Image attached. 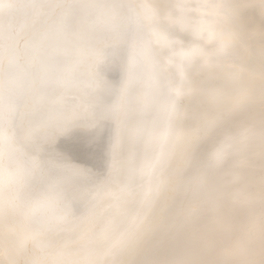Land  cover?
Returning a JSON list of instances; mask_svg holds the SVG:
<instances>
[{
    "label": "bare ground",
    "instance_id": "bare-ground-1",
    "mask_svg": "<svg viewBox=\"0 0 264 264\" xmlns=\"http://www.w3.org/2000/svg\"><path fill=\"white\" fill-rule=\"evenodd\" d=\"M9 0H4L8 3ZM27 4H123L115 35L110 33L113 22L111 9L90 8L85 14L80 8H56L53 17H60L66 25L78 22L62 35L52 34L47 41H37L27 52L20 41L19 51L7 47L0 53V96L3 97L5 118L0 130L3 152L0 154V189L5 207L9 203H31L32 218L81 216L87 204L98 194L107 191L109 198L97 210L103 215L114 203L123 183L131 180L147 188L149 169L154 157L155 139L163 133V113L154 107L150 115H138L123 125V144L120 164L123 176L112 175L113 187L105 189L110 177L116 143V118L119 114L121 87L135 81L145 68L144 50L149 38L155 41L148 20L138 24L129 0H18ZM217 0H136L142 7L159 8L161 19L175 10L182 16L176 31L180 41L175 50L179 57L189 49H205L207 55L218 57L214 66L193 70L185 79L178 66L172 68L174 87L185 85L184 91L210 87L218 94L232 90L234 80L247 79L253 65L247 60L237 63L223 56L218 44L208 46V38L198 39L202 23L219 24L208 19L206 5ZM243 5L244 19L250 24L252 55L258 64L261 23L264 22V0H237ZM34 11V9H29ZM25 23L23 13H17L14 25ZM142 25V27L140 26ZM183 45V47H181ZM203 63V62H202ZM131 71V77L129 72ZM51 87L41 90V83ZM143 82L148 84L147 76ZM139 91V90H138ZM150 93L151 88L143 89ZM150 99V97H149ZM180 116L196 112L202 102L199 95L182 98ZM258 117V106L254 109ZM76 139L102 141V152L97 160L85 163L70 145ZM251 155V153H248ZM246 155H234L226 164L213 170L207 192L195 193L186 184L171 191L161 202L162 211L154 219L141 242L130 252L116 259L123 264H172L175 261H213L219 253L231 247L240 254L258 245L259 208L243 206L246 192L258 191L259 173L251 181L241 179L248 171ZM195 198L191 208L186 199ZM84 224L79 231H67L50 238L27 240L29 249L47 251L50 256L75 260L83 259L79 245L82 237L93 226ZM17 231V225L5 221V232ZM18 235L17 243H25ZM7 242V241H5ZM108 243L97 248L92 259L96 264H112ZM79 253V255H77Z\"/></svg>",
    "mask_w": 264,
    "mask_h": 264
},
{
    "label": "snow or ice",
    "instance_id": "snow-or-ice-1",
    "mask_svg": "<svg viewBox=\"0 0 264 264\" xmlns=\"http://www.w3.org/2000/svg\"><path fill=\"white\" fill-rule=\"evenodd\" d=\"M123 4H56L47 6L51 11L45 13L44 4H27L18 0L4 3L0 0V53L5 48L13 47L19 51L20 41L24 42V51L37 41H47L52 34L62 35L78 26L74 21L66 25L62 18L53 17L56 8H80L85 14L90 8L111 9L110 19L115 35V25L119 20V10ZM129 9L135 13L137 22L148 20L155 41L149 38L143 53L145 68L135 81L125 82L121 87L119 108L116 118V143L113 148L114 160L110 168V177L104 182L105 189H111L112 175L123 176L120 157L123 144L122 125L138 115H150V110L159 107L163 113V133L155 139L154 157L147 167L149 175L147 188L135 185L129 180L123 183L117 194L110 197V204L103 215L97 210L109 198L108 192L98 193L90 201L85 212L79 217L44 218L41 215L33 219L31 203H9L5 207L2 189H0V264H96L92 259L97 248L108 244L109 254L114 258L112 264H123L116 259L133 250L143 239L154 219L162 211L161 202L171 191H176L181 184H186L195 193L207 192L211 173L226 164L234 155H246L249 161L248 171L241 179L251 181L255 172L259 173L258 191L246 192L243 206L248 209L259 208L258 245L240 254L231 247L222 249L220 259L213 261H175L172 264H264V22L260 30V50L258 64L252 55V40L249 35L250 24L244 19L243 5L237 0H217L206 5L208 19H218L216 23H202L199 27L200 41L208 38V46L218 44L223 56L229 58L235 67L247 60L253 65L248 70L247 79L234 80L233 88L225 94H218L210 87L184 91L185 85L174 87L172 68L178 66L185 79L196 69L214 66L218 57L207 55L205 49H189L179 57L175 50L180 41L170 37L179 36L176 31L182 16V10L169 12L166 19H161V12L156 7H142L136 0H129ZM34 11H29V9ZM17 13H23L25 23L14 25ZM142 27V25H140ZM183 47V45H181ZM203 62V63H202ZM131 77V71L129 72ZM144 76L148 84L143 82ZM51 85L41 83V90L47 91ZM151 88L150 93L143 89ZM139 90V91H138ZM185 95H199L202 102L196 112L180 116L182 98ZM150 97V99H149ZM258 106V117L254 109ZM5 106L0 96V130L3 128ZM0 139V154L3 152ZM70 148L85 163L97 160L102 152V141L76 139ZM251 153V155H248ZM195 198L186 199L185 205L191 208ZM11 220L17 225V231L5 232V221ZM92 228L84 234L79 245L83 259L64 260L50 256L45 250L39 252L29 249L27 240L42 237L55 238L67 231H79L84 224L93 222ZM23 235L25 243L18 244V235ZM7 241V242H5ZM79 255V253H77Z\"/></svg>",
    "mask_w": 264,
    "mask_h": 264
}]
</instances>
